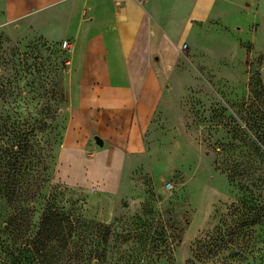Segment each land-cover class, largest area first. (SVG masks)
<instances>
[{
    "label": "rangeland",
    "instance_id": "obj_1",
    "mask_svg": "<svg viewBox=\"0 0 264 264\" xmlns=\"http://www.w3.org/2000/svg\"><path fill=\"white\" fill-rule=\"evenodd\" d=\"M245 11L225 49L185 51L168 72L153 60L164 99L136 168L109 195L57 178L62 148L82 139L63 42L22 21L0 26V157L11 165L0 168V264L22 263L23 227L33 237L51 201L91 236L111 235L112 264H264V0H245ZM232 170L242 174L229 182Z\"/></svg>",
    "mask_w": 264,
    "mask_h": 264
},
{
    "label": "crops",
    "instance_id": "obj_2",
    "mask_svg": "<svg viewBox=\"0 0 264 264\" xmlns=\"http://www.w3.org/2000/svg\"><path fill=\"white\" fill-rule=\"evenodd\" d=\"M4 5L0 26L22 21L29 33L67 43L82 139L62 148L57 178L104 195L120 192L124 175L136 168L144 133L162 105L153 60L168 72L184 44L190 55L201 47L221 51L226 40L233 43L228 36L242 29L246 14L245 0H5ZM214 26L224 32L218 44L209 34ZM95 136L102 147L86 145Z\"/></svg>",
    "mask_w": 264,
    "mask_h": 264
},
{
    "label": "trees",
    "instance_id": "obj_3",
    "mask_svg": "<svg viewBox=\"0 0 264 264\" xmlns=\"http://www.w3.org/2000/svg\"><path fill=\"white\" fill-rule=\"evenodd\" d=\"M253 79V78H252ZM250 80L251 93L254 99L259 100L258 97L262 94V88L259 91L254 89L253 80ZM261 86L260 80L255 83ZM257 148L259 155L264 154V141L262 135L256 138ZM9 167V161L5 160L3 156L0 157V168L5 169ZM13 169V166L10 168ZM231 174L227 175L229 182H233L240 177L241 172L235 170L230 171ZM6 174V173H4ZM6 176H9L7 174ZM14 190H10L6 194V202L13 203L16 199L13 193ZM54 201H51L46 206V213L40 220L37 232L33 237H29V224L25 223L24 229V241L20 246V253L22 254L21 264H112L111 252L109 250L110 236L106 231V236L93 237L91 234L79 225L78 222H70L65 219L60 213L57 212L54 207ZM20 210H24L20 208ZM260 218H264V209L260 210ZM4 225V230L8 231L9 227L13 224L7 222ZM99 228L102 226H98ZM78 237V238H75ZM119 259H117L116 262ZM121 260V258H120ZM124 260V257H123ZM12 264H19L14 259Z\"/></svg>",
    "mask_w": 264,
    "mask_h": 264
},
{
    "label": "built area",
    "instance_id": "obj_4",
    "mask_svg": "<svg viewBox=\"0 0 264 264\" xmlns=\"http://www.w3.org/2000/svg\"><path fill=\"white\" fill-rule=\"evenodd\" d=\"M135 1H137L139 4H142V3H144L146 0H135ZM62 46L65 48V49H67V43L66 42H63L62 43ZM186 49H187V46L184 44V45H182L180 48H179V50H180V52H185L186 51Z\"/></svg>",
    "mask_w": 264,
    "mask_h": 264
},
{
    "label": "water",
    "instance_id": "obj_5",
    "mask_svg": "<svg viewBox=\"0 0 264 264\" xmlns=\"http://www.w3.org/2000/svg\"><path fill=\"white\" fill-rule=\"evenodd\" d=\"M94 142H95L96 146H98V147H102V145H103L102 140L98 136L94 137Z\"/></svg>",
    "mask_w": 264,
    "mask_h": 264
}]
</instances>
